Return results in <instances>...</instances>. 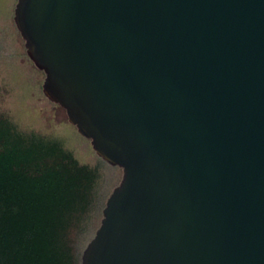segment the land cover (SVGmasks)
Masks as SVG:
<instances>
[{
  "label": "water",
  "instance_id": "water-1",
  "mask_svg": "<svg viewBox=\"0 0 264 264\" xmlns=\"http://www.w3.org/2000/svg\"><path fill=\"white\" fill-rule=\"evenodd\" d=\"M44 93L122 167L82 264H264V0H17Z\"/></svg>",
  "mask_w": 264,
  "mask_h": 264
},
{
  "label": "trees",
  "instance_id": "trees-1",
  "mask_svg": "<svg viewBox=\"0 0 264 264\" xmlns=\"http://www.w3.org/2000/svg\"><path fill=\"white\" fill-rule=\"evenodd\" d=\"M98 175L58 138L0 114V264H82L70 229L91 208Z\"/></svg>",
  "mask_w": 264,
  "mask_h": 264
},
{
  "label": "rangeland",
  "instance_id": "rangeland-1",
  "mask_svg": "<svg viewBox=\"0 0 264 264\" xmlns=\"http://www.w3.org/2000/svg\"><path fill=\"white\" fill-rule=\"evenodd\" d=\"M16 1L0 0V114L19 129L58 138L79 161L97 167L99 175L91 208L70 229L73 250L81 258L84 246L100 223L105 200L122 176V167L104 159L90 137L68 119L65 108L44 93L45 72L28 55L14 21Z\"/></svg>",
  "mask_w": 264,
  "mask_h": 264
}]
</instances>
